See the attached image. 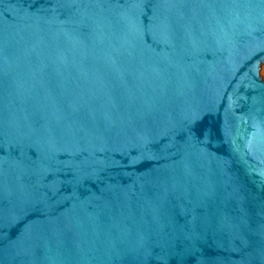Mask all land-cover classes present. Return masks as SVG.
I'll use <instances>...</instances> for the list:
<instances>
[{
    "label": "water",
    "instance_id": "1",
    "mask_svg": "<svg viewBox=\"0 0 264 264\" xmlns=\"http://www.w3.org/2000/svg\"><path fill=\"white\" fill-rule=\"evenodd\" d=\"M0 264H264V0H0Z\"/></svg>",
    "mask_w": 264,
    "mask_h": 264
}]
</instances>
